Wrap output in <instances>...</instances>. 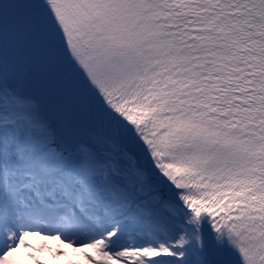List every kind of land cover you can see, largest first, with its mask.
Masks as SVG:
<instances>
[{"label":"snow or ice","instance_id":"1","mask_svg":"<svg viewBox=\"0 0 264 264\" xmlns=\"http://www.w3.org/2000/svg\"><path fill=\"white\" fill-rule=\"evenodd\" d=\"M52 262L264 264V0H0V264Z\"/></svg>","mask_w":264,"mask_h":264},{"label":"bare ground","instance_id":"2","mask_svg":"<svg viewBox=\"0 0 264 264\" xmlns=\"http://www.w3.org/2000/svg\"><path fill=\"white\" fill-rule=\"evenodd\" d=\"M70 251V250H69ZM45 259H47V257H45ZM64 258L61 257V260H63ZM52 264H59V262H52Z\"/></svg>","mask_w":264,"mask_h":264}]
</instances>
